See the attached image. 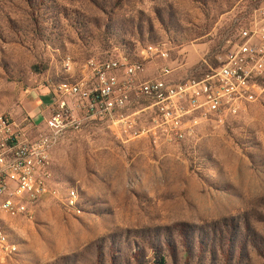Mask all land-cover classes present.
Masks as SVG:
<instances>
[{"label":"rangeland","instance_id":"rangeland-1","mask_svg":"<svg viewBox=\"0 0 264 264\" xmlns=\"http://www.w3.org/2000/svg\"><path fill=\"white\" fill-rule=\"evenodd\" d=\"M262 2L0 0V115L23 123L34 91L68 76L66 57L79 74L91 58L141 59L154 45L176 79H202ZM49 172L54 198L29 216L15 203L0 212L12 244L0 264H264V87L182 143L119 139L100 123L68 133Z\"/></svg>","mask_w":264,"mask_h":264},{"label":"built area","instance_id":"built-area-1","mask_svg":"<svg viewBox=\"0 0 264 264\" xmlns=\"http://www.w3.org/2000/svg\"><path fill=\"white\" fill-rule=\"evenodd\" d=\"M147 51L142 64L124 58L89 59L83 87L49 91L52 103L44 128L30 115L23 123L0 115V212L15 203L17 211L29 216L39 202L54 198L44 161L68 133L100 123L119 139L144 134L156 143L165 138L182 143L194 123L221 119L231 114L234 103L243 108L245 98L264 87V0L221 66L202 79H176L168 63L170 52ZM156 60L165 64L157 68V75L147 76V66ZM71 66L69 57L65 72ZM214 97H222V105H213ZM0 248L5 253L1 236Z\"/></svg>","mask_w":264,"mask_h":264},{"label":"bare ground","instance_id":"bare-ground-1","mask_svg":"<svg viewBox=\"0 0 264 264\" xmlns=\"http://www.w3.org/2000/svg\"><path fill=\"white\" fill-rule=\"evenodd\" d=\"M147 49H152V53H155V54H164V52H167L166 49L158 48L154 45L148 46ZM147 49L145 50V55L142 57L141 60L134 61L126 57L124 58L125 62L130 63V64H142L148 58ZM70 61L72 62L71 70L68 72H65L68 74V77L64 79V81L70 80V83L68 84H66L65 82L59 83L55 87V90H64V87L66 88V90H76L77 88L83 87L84 83H86V79L89 73V66L85 65L87 64V62L83 65L82 69L80 70V73L76 74L75 62L73 61L71 57H70ZM65 66H69V57H66L63 60L64 71H65ZM49 166H50V154H48V156L46 157L44 161V173L50 174ZM52 183H53V179H52V175L50 174L49 185H52ZM69 196L75 197L76 191L73 189H70ZM0 236H1V245H5V253H3V249L0 248V255H8L12 250V244L10 243L6 224L2 221L1 218H0Z\"/></svg>","mask_w":264,"mask_h":264},{"label":"crops","instance_id":"crops-1","mask_svg":"<svg viewBox=\"0 0 264 264\" xmlns=\"http://www.w3.org/2000/svg\"><path fill=\"white\" fill-rule=\"evenodd\" d=\"M48 88H41L39 90H35L32 95V100L29 103V111L28 114L32 117V119L36 122V124L40 125L41 128L45 127L44 123V115L49 114L50 106L52 103V97L49 94ZM36 131H34V134Z\"/></svg>","mask_w":264,"mask_h":264},{"label":"trees","instance_id":"trees-1","mask_svg":"<svg viewBox=\"0 0 264 264\" xmlns=\"http://www.w3.org/2000/svg\"><path fill=\"white\" fill-rule=\"evenodd\" d=\"M142 59V58H141ZM141 59H132V60H141ZM68 77V76H67ZM67 77H65L64 79H66ZM64 79L60 82V83H62V82H65L66 84H68V83H70V80H65L64 81ZM8 235H9V232H8ZM9 239H10V237H9ZM155 264H166V262H165V259H160V261H158L157 263H155Z\"/></svg>","mask_w":264,"mask_h":264}]
</instances>
